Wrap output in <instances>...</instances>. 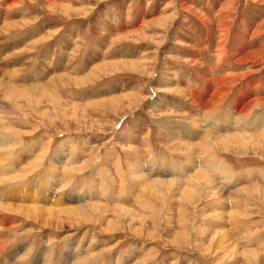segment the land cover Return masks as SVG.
<instances>
[{
  "label": "rangeland",
  "instance_id": "374dc122",
  "mask_svg": "<svg viewBox=\"0 0 264 264\" xmlns=\"http://www.w3.org/2000/svg\"><path fill=\"white\" fill-rule=\"evenodd\" d=\"M7 2L0 264H264V0Z\"/></svg>",
  "mask_w": 264,
  "mask_h": 264
},
{
  "label": "bare ground",
  "instance_id": "6f19581e",
  "mask_svg": "<svg viewBox=\"0 0 264 264\" xmlns=\"http://www.w3.org/2000/svg\"><path fill=\"white\" fill-rule=\"evenodd\" d=\"M20 2H21V0H11V2L10 3H5V5L4 6H6V7H14V6H16V5H18V4H20ZM53 4H55V3H53ZM50 9V8H49ZM68 10V8L66 9V11ZM1 13V12H0ZM0 16H2L1 18H0V20L3 22V24H4V26L2 27V28H0V34L1 33H6V30H5V27H7V28H9V26H11L12 24H8V21L10 20L9 18H10V16H4L3 17V15L1 14ZM2 24V23H1ZM16 24H17V22H16ZM2 26V25H1ZM11 27H13V26H11ZM46 38L47 37H44V38H42V41L44 40V41H46ZM35 43H37V42H35ZM9 49H10V46H9ZM49 50V49H48ZM11 53V52H10ZM3 54V53H2ZM14 54L13 53H11V54H9L8 55V57L7 58H9L10 56H13ZM6 58V56L4 57V55H3V57L2 58H0V60H2V59H5ZM54 59H55V57H54ZM7 60V59H6ZM7 64H10L9 62L7 63ZM7 64H1V65H4L5 67H7L8 65ZM11 64H15V63H12L11 62ZM19 64H20V62H19ZM18 65V64H17ZM53 65V67H57L56 65H57V63L56 62H52L51 64H50V66H52ZM21 66V65H20ZM18 66H16V68H17ZM4 68V67H3ZM2 69V68H1ZM5 69V68H4ZM26 69V68H25ZM97 69V68H96ZM14 70H17V69H14ZM23 70V69H22ZM22 70H20L19 69V71H16V73H19V75L22 73V72H24V71H22ZM10 72H11V70H9ZM49 72V71H48ZM2 73H3V76H4V74H6L7 72H2V71H0V75H2ZM16 78V77H15ZM8 83V82H7ZM233 84V83H232ZM231 84V82H229V83H226V82H224V81H220L219 83H218V85L215 87V90L212 92V98L211 99H209L208 101H207V103H205V109L206 110H211V111H208V113L210 114V115H215L217 112H220V111H222L223 110V107H224V105H226V100H227V98H228V96H229V93H230V91H231V89H232V85ZM7 85V84H6ZM8 86H10V85H8ZM22 86H24V85H22ZM11 87H12V90L14 91V92H16V93H18V92H23V91H26L27 90V88H29V87H27V86H25L24 88L23 87H21V86H15V85H11ZM31 88V87H30ZM217 88V89H216ZM246 92V91H245ZM12 94H13V92H12ZM15 94V93H14ZM14 94L13 95H10V96H6V97H8V102H3V104L1 103V105H3L1 108H0V114H3V113H6L8 110H10V108H12V106L10 105V103L15 99V96H14ZM247 95H248V93L246 92V93H244V96L245 97H247ZM258 99H256L255 98V100H249L247 103H243V104H241V105H238V106H236L238 109L240 108L243 112L244 111H249V109L253 106V105H255V103H256V101H257ZM195 101L196 102H200L201 100H198V97H195ZM242 101H245V98L242 100ZM262 103H263V101H262ZM5 104H8V107L6 108L5 107ZM0 105V106H1ZM256 105H258V104H256ZM19 110V109H18ZM17 110V111H18ZM213 113V114H212ZM19 115V114H18ZM215 117V116H214ZM211 119V118H210ZM166 124V123H165ZM236 126V125H235ZM209 127H211V126H209ZM172 129V128H171ZM209 130V129H208ZM206 131V130H205ZM204 133V132H203ZM236 133V132H235ZM0 135H5V133L3 132V130L2 129H0ZM188 135V134H187ZM237 135V134H236ZM232 136V135H231ZM192 136L190 135H188V138H191ZM243 137V136H242ZM227 138H228V136H227ZM185 144H187L189 147H194V145H189L187 142L185 143ZM207 146H208V144H207ZM209 148V147H208ZM0 149H1V147H0ZM4 149V151H6V150H8V147H4L3 148ZM99 154V153H98ZM100 155H98V157H99ZM192 161V160H191ZM204 161V160H203ZM208 161V160H207ZM211 163V162H210ZM205 164V163H204ZM39 165V163L38 164H36V165H32V167L30 168V170L32 169V168H34V167H36V166H38ZM208 165H209V163H208ZM27 166V165H26ZM202 166V165H201ZM210 166L211 165H209V168H210ZM25 167V166H24ZM176 167V166H175ZM195 167V166H194ZM203 167V166H202ZM206 167V166H205ZM12 168V167H11ZM212 168V167H211ZM178 169V168H177ZM13 170V169H12ZM27 170V169H26ZM25 170V171H26ZM29 170V169H28ZM35 170V169H34ZM72 170H74V168H72L71 167V169H70V171H72ZM212 170V169H211ZM210 170V171H211ZM177 171V170H176ZM1 172V171H0ZM19 173V172H18ZM73 173V172H72ZM75 173V172H74ZM132 173L134 174L135 173V171L133 170L132 171ZM213 173V172H212ZM1 174V173H0ZM7 174V173H6ZM21 174V176H23L22 175V173H20ZM24 174H25V172H24ZM8 175V174H7ZM5 176V175H4ZM17 176H19V175H17ZM17 176H16V179H17ZM26 176V175H25ZM2 177V176H1ZM12 177V176H11ZM207 177V176H206ZM9 178V177H8ZM201 178V177H200ZM192 179V178H191ZM12 180H13V178H12ZM21 180V179H20ZM200 180V179H199ZM70 181V180H69ZM229 181V180H228ZM2 182V181H1ZM199 182H202L201 180L199 181ZM224 182V181H223ZM230 182V181H229ZM65 183V185H66V183L67 182H64ZM63 183V184H64ZM69 184V183H68ZM224 185H226L225 183H224ZM40 188V187H39ZM204 189V188H203ZM10 190V189H9ZM46 193H47V191H45ZM44 192V193H45ZM236 193V192H235ZM240 193V192H239ZM5 194V193H4ZM237 194V193H236ZM7 195V194H6ZM233 195H234V192H233ZM32 196V195H31ZM59 199V198H58ZM188 199H192V197L191 196H188ZM17 203H13V204H10V206H11V208H12V211H16V212H19L20 214H26V216H27V218H32L34 221L35 220H39L40 219V215H41V213H48V215H47V217H46V219H44V222L43 223H46V221H47V223H48V220L49 219H51V218H53L54 219V217H53V214L54 213H56V211H53L52 209H50L49 208V206L47 207V209H42L40 206H38V205H36V209L38 210V211H28V207L29 206H23V205H26V203L25 204H20V203H18V201L16 200V198L14 199ZM53 200H54V198H53ZM82 200V199H81ZM14 201V202H15ZM32 201V200H31ZM21 202V201H20ZM60 202V201H59ZM73 202V201H72ZM12 203V202H11ZM52 203V202H51ZM71 203V202H70ZM32 204V203H31ZM56 204H57V202H56ZM34 205V204H33ZM40 205H41V203H40ZM44 205V204H43ZM67 206H65V207H68V204H66ZM71 205V204H70ZM69 205V206H70ZM82 205V204H81ZM98 205V204H97ZM52 206V205H51ZM61 206V205H60ZM60 206H54V208H58L59 207V209H60ZM79 206V205H78ZM77 206V207H78ZM63 207V206H62ZM77 207H75V208H77ZM93 207V206H92ZM45 208V207H44ZM53 208V207H52ZM74 208V209H75ZM97 208V207H96ZM105 207H103V206H100V209H101V211H100V215H99V218H98V220H99V222H101V221H103L102 220V214H101V212H102V209H104ZM80 209V208H79ZM30 210V209H29ZM99 210V209H98ZM96 211V210H95ZM106 212V211H105ZM67 213H69V212H67ZM67 213H66V215H67ZM5 214V213H4ZM12 214H14V213H12ZM74 214L75 215H77V216H75V217H77L79 220L81 219V220H85V214H84V212H82L81 211V209L80 210H78V209H76V212H74ZM58 215H60L59 213H58ZM64 215V214H63ZM65 215V216H66ZM83 215V216H82ZM7 216V215H6ZM57 216V215H56ZM59 217V216H58ZM68 217H70V215H68ZM74 217V216H73ZM26 218V219H27ZM71 218V217H70ZM91 220V219H90ZM5 222V221H4ZM84 222V221H83ZM27 223V222H26ZM92 224V223H91ZM49 225V224H48ZM3 227H5V226H3ZM7 227V226H6ZM6 227H5V229H6ZM12 229V228H11ZM7 230V229H6ZM11 231V230H10ZM3 237V236H2ZM4 245L3 244H1L0 245V254H2L3 252H4ZM5 253V252H4ZM26 255V254H25ZM28 256V255H27Z\"/></svg>",
  "mask_w": 264,
  "mask_h": 264
},
{
  "label": "crops",
  "instance_id": "0c3cea01",
  "mask_svg": "<svg viewBox=\"0 0 264 264\" xmlns=\"http://www.w3.org/2000/svg\"><path fill=\"white\" fill-rule=\"evenodd\" d=\"M2 47L4 48L5 46H2ZM2 47H1V48H2ZM115 138H118V137H117V132H116V134H115Z\"/></svg>",
  "mask_w": 264,
  "mask_h": 264
}]
</instances>
